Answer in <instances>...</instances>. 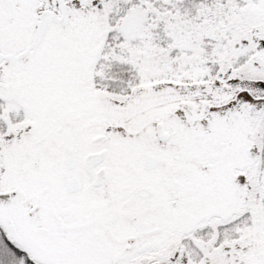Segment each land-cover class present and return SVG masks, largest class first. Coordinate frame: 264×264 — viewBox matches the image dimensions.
Segmentation results:
<instances>
[{
	"label": "snow or ice",
	"instance_id": "snow-or-ice-1",
	"mask_svg": "<svg viewBox=\"0 0 264 264\" xmlns=\"http://www.w3.org/2000/svg\"><path fill=\"white\" fill-rule=\"evenodd\" d=\"M0 264H264V0H0Z\"/></svg>",
	"mask_w": 264,
	"mask_h": 264
}]
</instances>
